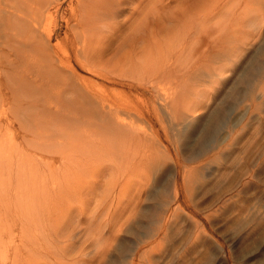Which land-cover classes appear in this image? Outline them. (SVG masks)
Returning <instances> with one entry per match:
<instances>
[{
    "label": "rangeland",
    "instance_id": "374dc122",
    "mask_svg": "<svg viewBox=\"0 0 264 264\" xmlns=\"http://www.w3.org/2000/svg\"><path fill=\"white\" fill-rule=\"evenodd\" d=\"M58 1L62 2V6L53 18L51 38L48 36L50 32L43 28L38 32V36L51 43L56 52L52 59L49 49V54L39 53L40 59L52 64H47L49 66L39 76H46L48 80L46 86L40 87L41 91L39 88L40 92L35 90L36 98L40 101L50 96L52 109L56 106L62 108L67 103L69 109L66 110H73L72 113L80 110V106L81 109L97 107L103 96L116 107L119 104L125 108L129 106L127 103H131L136 113L134 109L128 112L118 107L119 113L133 126L130 132L134 137H129L126 143L131 146L128 163L117 160L122 165L121 169H130L129 176L125 177L118 169L112 170L114 180L123 189L119 193V186L116 185L110 196L113 209L102 211L100 207V211L104 212L102 225L90 228L86 222L88 215L80 213L78 200H86L83 205L86 211L90 201L86 181L98 180L102 185L109 174L101 176L102 172L97 170L99 177L95 173L93 179L89 177L92 172L87 175L85 165L80 164L83 168L67 165L66 158L59 156L40 164L35 156H46L48 153L35 144L27 148L25 145L22 159L15 156L16 162L8 161L7 164L14 162L12 166L18 168L16 163H19L22 168L30 163L31 166H28L32 169L39 167V181L41 173L48 176L41 183L45 193L31 194L28 184L27 188L25 184L21 188L17 178L8 175L0 177V190H11L7 196L0 194V217L3 215L0 221H11L13 217L12 220L21 223L26 215L42 211L41 214L51 216L52 222H61V227L65 225L66 231L69 227L67 232L64 227V230L61 229L62 244L66 246L76 242L75 249L78 250L72 249L69 258L60 259L63 264H264V0H257V4H233L236 12L228 14L230 20L227 23L230 25L225 34L221 37L219 30L212 32V65L206 71L200 67L184 76L183 72H174L173 79L182 76L177 82L166 78L154 82L150 69L132 70V65L125 62L130 49L127 46L111 49L102 58L96 57L93 63L88 61L81 51L84 47L81 28L74 29L76 20L69 23L66 20L70 14L69 0ZM217 1L211 0L209 7L213 10L217 7L218 10V7L225 9L230 5L218 4ZM7 4H12L11 0ZM175 4L172 1L169 7ZM217 10L210 20L214 29L221 16V11L217 13ZM253 10L257 16L254 18L256 21L252 18L254 22L251 23V17L248 19L246 14ZM167 15H170V10H167ZM234 15L241 17L235 20ZM75 31H79L78 34ZM144 34L142 31L139 33L140 37ZM200 53L201 50L196 54ZM1 56L4 61V54ZM50 59L54 60L51 62ZM255 67L259 75L250 85L246 78ZM3 68L6 73L0 75V83L5 101L4 107H0V127L8 138L10 130H13L16 143L20 144L23 125L29 122L16 113L18 104L13 101L12 92H16L17 85L10 79L7 67ZM52 74L60 78L54 75V79L50 80ZM48 82L52 86L56 84L53 88L51 86L54 90ZM92 91L97 93L94 99L85 96ZM10 102H13L14 112L8 109ZM42 106V117L51 115L50 112L45 114ZM225 108L223 124L212 134L205 151L190 158L194 151L195 154L199 152L198 148L205 140L211 123ZM67 117L55 119L53 123L61 122L63 125H59L64 127L66 135L69 130L65 126L68 129L72 125L70 130L75 127L81 132L93 130L95 140L101 142L100 128L96 126L92 129L94 126L90 124H95L98 119ZM137 132L141 133V138L136 137ZM56 137L54 135L52 139ZM130 138L132 143H129ZM108 163L105 161L102 166ZM57 171L64 173L59 177H49V173ZM32 185L35 187V184ZM15 188H20V198H17L19 194ZM70 204L76 206L71 212L67 211ZM25 206L29 207L28 210ZM257 213L255 220L253 217ZM7 242L0 243V262L5 257L10 260L15 256ZM44 255L43 252H34L20 261L33 264Z\"/></svg>",
    "mask_w": 264,
    "mask_h": 264
},
{
    "label": "bare ground",
    "instance_id": "6f19581e",
    "mask_svg": "<svg viewBox=\"0 0 264 264\" xmlns=\"http://www.w3.org/2000/svg\"><path fill=\"white\" fill-rule=\"evenodd\" d=\"M56 1L57 0H11L12 4H7L8 0H0V75L6 73V70L3 67H7V73H10V79H13V82L17 85V88L15 89L16 92H12L14 97V99H12L13 101L16 100L18 104V111L16 110V113L18 112L17 115L20 114L22 118L27 119V122H29L26 125H23L22 129L24 130V134L20 144L16 143L17 139L13 130L7 128L11 133L10 138H8V135H6V133L2 131V127H0V177L5 175L15 177V179H18L17 181L18 184L21 185V188L23 187V184H25V187L26 184L30 186L28 188L30 189L31 194L38 195L40 192H43L44 194L45 192L41 183L43 178H47L48 176L45 173H41V180L39 181V178H37V175L39 174L38 172H40L39 167L32 169V167H29L31 166L29 165L30 163L23 165L22 168L19 167V163H16V165L18 164V168L12 166L13 163L16 162L14 157L16 156L17 159H22L24 152H26L22 151L26 149L28 145L32 146L34 144L37 148H43V150L49 154H46V156L45 154H37L35 156V159H37L36 161L40 164L47 162L50 158L59 156L66 158L67 165H85L84 168H86L87 175H90V172H92L93 174L89 177L93 179L95 178V173L97 178L99 177L97 170L102 172V174H100L101 176L109 174L107 181L102 185L98 180H94V182H92V180L86 181L87 193L90 196L86 211L83 206L86 200L84 198L78 200V208L81 211L80 213H83V216H86V214L88 215L86 222L91 228L92 226L102 225L103 219H101V216L104 214L102 211L107 208L110 211L113 209L111 194L115 187L119 186V183L115 181L116 179L114 180L113 173H111L112 170L118 169L120 172H123L125 177L129 176L130 169H121L122 165L117 163V160H126L128 163L127 159L131 152V146L130 144L126 145V143H128L127 141L129 137H134L133 133L130 132V129H133V126L125 117H123L122 114L119 113L120 109L118 107L122 108V106L119 104H117L118 107L113 106L104 96L102 98L103 103L99 102L100 105H97V107L81 109L80 106V110L74 111L73 113V110H66L69 109L67 103H62L64 106L61 104L65 108L63 109V113V107L56 106V108H54L56 111L52 109L50 96H46L44 99L40 98V101L36 98V91H39L40 87H44V84L46 86L48 80L45 78L46 76H39H42L40 74H42V72L44 73L47 66L52 64L49 61L46 62L47 60L40 59L39 53L47 52V49H49L50 54L49 52L47 53L52 59L54 52H56L51 43L48 44L45 41V38L40 35L38 36V32L43 28L50 32V35L48 36L51 38L54 30L52 27L53 18L60 12L62 6V2L58 1L57 3ZM172 1L176 4L173 5L174 7H169V4ZM212 2L211 0H69L67 4L70 14L66 17V20L68 23L72 20H76L74 29L77 30L78 28H81L84 35V37L81 38L84 45V47L81 48V51L83 54H86L88 61L93 63L96 57L102 58V56L107 52H110L111 49L113 51L114 48L121 49L127 46L130 49L129 55H127L128 60L125 62L132 65V70L150 69L154 82H160L163 78L168 80L172 79L174 82H177V79L180 80L185 73L188 74L197 71L200 67L206 71V68H209V66L212 65V32L213 30H219L221 32V37L225 34L230 25L227 23L228 19L230 20L228 14L236 12V7L233 4H257V0H218V4L230 5L225 9L218 7L217 10L216 7L214 11L213 8L209 7ZM158 4L161 5L158 6ZM254 9L257 10V8ZM167 10H170V15H167ZM216 10L217 13L221 11V16H219L217 28L214 29L210 20L213 18ZM247 13L248 14H244L248 16V19L251 17L250 22L257 16L256 11H249ZM250 13H254L252 14L253 16ZM1 16L4 17L2 18ZM240 17L241 15H234L235 20ZM127 31H129V33H127ZM140 31L145 33L143 37H140L142 36L139 35ZM75 32L78 34L79 31ZM120 40H123V42ZM43 49L46 51H43ZM199 50H201V53L198 55L196 53H199ZM96 52L98 54H96ZM2 54L5 56L4 61L1 58ZM51 59L50 61L52 62L54 59ZM134 61H136V65L134 64ZM2 62H4L3 65L1 64ZM53 71H55V68ZM177 71L183 72V74L182 76L177 77V79H173L172 73ZM249 73L246 81L248 84L250 83V85H252L259 75L257 67ZM8 74H6V76ZM54 75H51L53 77H51L50 80H52V78L54 79ZM55 77L57 76L55 75ZM58 77L60 78V76ZM166 79L165 81H167ZM54 85L52 86L48 82L50 88L51 86L53 88ZM43 95L45 94L43 93ZM96 95L97 93L92 91L85 96L94 99ZM4 101L5 97L2 93L0 83V107H4ZM75 101L74 103L77 102ZM10 103L11 105H8V109L9 111H12L13 102ZM41 104L43 105L42 107L45 110V114L50 112L51 115L42 117L40 114V112H42L40 108ZM127 104L129 106L122 108L123 110L129 112L130 109H134L131 106V103ZM14 107L16 106L14 105ZM106 107L108 109L107 111H104ZM64 110L67 111L68 114H66ZM133 111L135 112L136 110L134 109ZM225 112L226 108L223 109L219 116L213 120L205 134V140L201 142L198 148L199 152L196 150L197 154H195L194 151V154L190 156V158H194L198 153L205 151L209 144V139L214 135V132L222 126L221 124H223L222 122L224 114H226ZM67 115L71 116V119H87L92 117L98 119L99 121H96L95 124H90L94 126L92 129H95L96 126L100 128L102 132L101 135L103 136L102 140L100 139L101 142H98L99 139L95 140V134L92 135L93 130L90 132L89 128V130L86 129L84 132H81L80 130L76 131V128L74 127L75 129L72 128V130H75L76 132H73L70 130L72 125L70 128L68 127V129L67 126L64 125L66 130H69L66 135V133H64V127L61 126L63 124H61V122L59 123L61 125L58 123L55 124L53 123V120L65 117L69 118ZM20 123L23 122L21 121ZM49 123L50 125L48 126ZM85 124L86 123H84V125ZM86 126L88 127L87 124ZM100 130L98 129V131ZM59 133H61V137H59ZM137 133L136 137L141 138V133ZM54 135L58 136L54 138L57 140L52 139ZM129 143H132L131 138ZM25 154L26 156H29L27 153ZM8 161L14 162L12 164H7ZM82 161H84V163ZM105 161H108L109 163L102 166V163H105ZM81 167L83 168V166ZM61 173L62 171L52 172V174L49 173V177L50 175L54 178L59 177L61 176ZM74 173L76 175L75 170ZM65 174H67V172ZM35 178L37 180H34ZM32 184H35V187H33L34 185ZM120 186L119 193L123 189V187ZM32 188H34V190H31ZM15 190L17 191L16 193L19 194L18 191L20 188L19 190L15 188ZM9 191L11 192V190L7 189L0 190V194L1 196H7ZM48 194L50 196V193ZM20 195H22V192L19 196L17 195V198H20ZM49 196L47 195V197ZM42 197L43 200H46L44 199V196ZM8 198H10V196ZM92 198L95 200H92ZM46 203L47 202H45V204ZM41 206L43 205L41 204ZM25 207L26 209L29 208L27 206ZM44 207H46V205H44ZM75 207L76 206L73 204H70L67 211L70 210L71 212ZM100 207L102 211H100ZM29 212L26 211V213ZM40 212L42 211L37 212L35 215H26V217L22 218L21 223L20 221L12 220L13 217L11 218V221H7L6 219L3 220V222L0 221V243L7 242L8 238L9 245L13 248L12 250H14L13 252L15 253V256H12V259L8 260V258L6 259L5 257L0 264H24L27 261L21 262L20 260L23 261L25 256H31L34 252H43L45 255L44 257L33 261V264H51L52 262L55 264H63L60 259L69 258L68 255L72 253V249L76 251L78 250L77 248L75 249V247H77L76 242H72L71 244L68 243L66 246L62 244L61 229L62 227L65 228V225H62L61 227V222H52L53 220L51 219V216L49 217ZM67 214L68 213H66V215ZM258 214L259 213L255 214V217H253L255 220H257ZM2 216L3 215L1 214L0 219L3 218ZM68 230L69 227L67 228V231ZM64 231L67 232L66 228ZM0 247L2 246L0 245ZM80 250L81 249H79V251ZM0 258L2 259V257ZM29 260H31V258ZM117 264H119V262Z\"/></svg>",
    "mask_w": 264,
    "mask_h": 264
}]
</instances>
